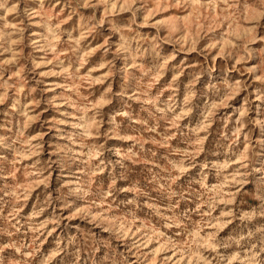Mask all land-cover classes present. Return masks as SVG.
I'll return each mask as SVG.
<instances>
[{"label": "rangeland", "instance_id": "rangeland-1", "mask_svg": "<svg viewBox=\"0 0 264 264\" xmlns=\"http://www.w3.org/2000/svg\"><path fill=\"white\" fill-rule=\"evenodd\" d=\"M0 264H264V0H0Z\"/></svg>", "mask_w": 264, "mask_h": 264}]
</instances>
